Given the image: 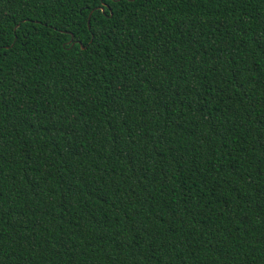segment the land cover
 <instances>
[{
  "label": "trees",
  "instance_id": "1",
  "mask_svg": "<svg viewBox=\"0 0 264 264\" xmlns=\"http://www.w3.org/2000/svg\"><path fill=\"white\" fill-rule=\"evenodd\" d=\"M0 264H264V0H0Z\"/></svg>",
  "mask_w": 264,
  "mask_h": 264
}]
</instances>
